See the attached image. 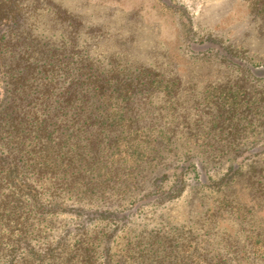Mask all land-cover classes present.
I'll list each match as a JSON object with an SVG mask.
<instances>
[{"label":"trees","instance_id":"trees-1","mask_svg":"<svg viewBox=\"0 0 264 264\" xmlns=\"http://www.w3.org/2000/svg\"><path fill=\"white\" fill-rule=\"evenodd\" d=\"M45 5L71 27L65 39L32 32L28 20ZM75 23L51 0H0V264H264V168L255 159L264 139L232 150L237 119L223 116L224 102H196L200 131L177 132L188 124L173 117L175 84L104 65L78 48ZM244 67L264 80L263 63ZM254 105L264 110L260 97ZM223 158L227 166L209 173L207 163ZM190 179L214 200H188L200 210L182 222L160 213L115 260L116 240L184 198Z\"/></svg>","mask_w":264,"mask_h":264},{"label":"rangeland","instance_id":"rangeland-1","mask_svg":"<svg viewBox=\"0 0 264 264\" xmlns=\"http://www.w3.org/2000/svg\"><path fill=\"white\" fill-rule=\"evenodd\" d=\"M51 1L79 23L75 35L78 48L87 47L104 65L110 62L131 69H150L155 72V78L168 81L169 86L175 84L178 105L173 110V117L176 121L186 118L188 124V128L178 125L177 132L200 131L192 123L197 118L192 107L196 102H224L231 110L223 116L235 114L237 119L238 134L232 150L249 149L264 139V110L258 112L254 107V101L259 97L264 101V80L253 79L244 67L248 63L264 64L262 0ZM54 11L48 9V5L36 9L28 23L34 34L58 42L65 39L71 27L58 19ZM143 74L146 77L148 72ZM156 95L164 104L165 91ZM157 111L165 115L167 109ZM257 124H261L260 127ZM165 129H155L153 133L160 134ZM255 159L257 168H264V153ZM228 162L224 158L214 160L207 163L206 168L211 174L220 173ZM247 167L244 165L243 169ZM197 186L190 179V188L184 198L163 212H148L143 223L130 233H123L113 247L114 259L120 262L126 241L143 227L149 229L158 222L160 213L182 222L200 210L187 203L188 200H197L199 195L205 197L203 200L207 203L214 200L209 190ZM233 189L237 193V186ZM115 198V195L110 196V200ZM63 221H56L54 233L59 232V224ZM223 222L226 226L231 225L227 219Z\"/></svg>","mask_w":264,"mask_h":264}]
</instances>
